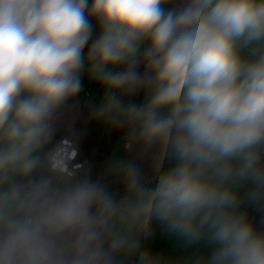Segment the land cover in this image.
<instances>
[{"label":"clouds","instance_id":"obj_1","mask_svg":"<svg viewBox=\"0 0 264 264\" xmlns=\"http://www.w3.org/2000/svg\"><path fill=\"white\" fill-rule=\"evenodd\" d=\"M85 71L91 118L157 150L154 183L115 163L118 196L71 137L49 147ZM246 204L264 211V0H0V264H264ZM154 223L196 252L143 248Z\"/></svg>","mask_w":264,"mask_h":264},{"label":"built area","instance_id":"obj_2","mask_svg":"<svg viewBox=\"0 0 264 264\" xmlns=\"http://www.w3.org/2000/svg\"><path fill=\"white\" fill-rule=\"evenodd\" d=\"M84 95L89 97V91L85 90ZM127 135L128 130L125 134L123 151L129 155V162H142L144 158L138 153L135 144L130 149L125 147ZM68 137H71L75 141L77 151V156L72 163L74 165L79 164L83 169L88 170L92 179H98L106 183L103 177V170L112 155L115 141L112 139L107 140L106 135L103 137L101 135L94 136L77 96L67 102L64 110L57 117L54 137L49 147ZM149 182L153 183L154 181L145 180V183ZM113 184L119 187L120 191L124 188L121 181H116ZM135 260L136 258L133 257L126 264H135Z\"/></svg>","mask_w":264,"mask_h":264},{"label":"rangeland","instance_id":"obj_3","mask_svg":"<svg viewBox=\"0 0 264 264\" xmlns=\"http://www.w3.org/2000/svg\"><path fill=\"white\" fill-rule=\"evenodd\" d=\"M91 3V0H89V4ZM93 25V31L97 35H99V29L97 27V22L94 18L91 20ZM85 90L89 91V98H85L83 93ZM105 89L96 81L89 79V76L87 72L82 76V88L80 93L77 95L79 98V101L83 107V113L85 115V118L90 126L91 132L96 135H101L102 137L104 135L107 136V140H111V137L113 136V132L116 130V128L112 127L105 121H98L91 118V112L95 107H97L104 95ZM145 100V94L143 96V99L141 101V104H143ZM125 135H119L114 143V149L112 152L111 159L106 164L104 170H103V177L107 184L110 185L111 189L116 191L117 195L123 194V191L120 193L119 187L114 185L113 183L116 181H121L120 178L116 175L114 171H111V166L115 163H128L129 158L128 154L123 151V143H124ZM152 168H149L146 172L145 178L148 180H152L151 175ZM247 190V186H244L241 191L244 192ZM246 210L248 209H257L254 205H244L243 206ZM264 213V211H262ZM153 231L151 235H149L147 238H145L142 241V247L143 248H152L154 245H157V248L163 249L166 251L167 255L170 257H174L176 260H180L181 258L191 255L194 252H196V248H188L186 249L181 245V243L173 236L169 235L160 225L154 223L153 224ZM201 252H207L209 249L205 248L204 246H198Z\"/></svg>","mask_w":264,"mask_h":264},{"label":"trees","instance_id":"obj_4","mask_svg":"<svg viewBox=\"0 0 264 264\" xmlns=\"http://www.w3.org/2000/svg\"><path fill=\"white\" fill-rule=\"evenodd\" d=\"M87 51H88V48L86 46L85 49H84V52H87ZM138 71L142 73L144 71V66L140 65L139 68H138ZM83 95H84V93H83ZM117 95L119 96L120 94L117 93ZM143 96H144V92H143V90H141L137 94L130 95V96H124L123 97V101H124L125 104L140 105L141 101L143 99ZM84 97L85 98H89V97H86L85 95H84ZM126 132H127V128H116V130L113 132V136L111 137V139L115 141L120 134L121 135L122 134L125 135ZM96 136H99V135H96ZM135 148L137 149L138 153L144 158V160L142 162H134V163L141 169L143 180L145 182V180H146V178H145L146 172H147V170L149 168H152L153 158H154V155H155L157 150L154 148V149H151L149 151H145L142 148V146L139 145V144H135ZM111 156H110V159H111ZM173 163H174V161H172L170 159H166L165 163H164V166H165V168H167V167L172 166ZM120 193H121V191H120ZM247 212L249 214L250 219H252L259 226V222H260L262 216H264V213H262V210L259 209V208H257V209H248Z\"/></svg>","mask_w":264,"mask_h":264},{"label":"crops","instance_id":"obj_5","mask_svg":"<svg viewBox=\"0 0 264 264\" xmlns=\"http://www.w3.org/2000/svg\"><path fill=\"white\" fill-rule=\"evenodd\" d=\"M93 35H94V38L93 39H91L90 40V42L92 41V40H95L96 38H97V34L96 33H94L93 32ZM90 44V43H89ZM89 46H87V48H88ZM85 54L87 53V52H84ZM78 97V96H77ZM79 99V98H78ZM148 180V179H147ZM152 181V180H151ZM154 183V182H153ZM122 192V191H121ZM151 250L154 252V253H161V254H164L165 256H168L167 255V253H166V251L165 250H163V249H159V248H157V245H154V247H153V249L151 248ZM178 260V259H177Z\"/></svg>","mask_w":264,"mask_h":264},{"label":"water","instance_id":"obj_6","mask_svg":"<svg viewBox=\"0 0 264 264\" xmlns=\"http://www.w3.org/2000/svg\"><path fill=\"white\" fill-rule=\"evenodd\" d=\"M93 38H94V35H92L91 39H93ZM90 44H91V42H90ZM90 44H89V46H90Z\"/></svg>","mask_w":264,"mask_h":264}]
</instances>
